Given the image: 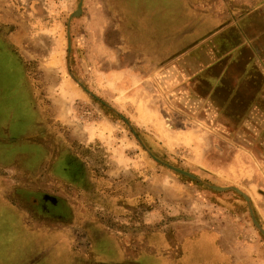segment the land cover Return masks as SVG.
<instances>
[{"label":"rangeland","instance_id":"obj_1","mask_svg":"<svg viewBox=\"0 0 264 264\" xmlns=\"http://www.w3.org/2000/svg\"><path fill=\"white\" fill-rule=\"evenodd\" d=\"M115 13L106 0H0V122L13 130L5 137L0 135V144L7 143L0 150V244L23 247L33 236L26 230L33 222H37L36 227H62L57 219L48 218L51 213H60L49 207L55 200L38 205V210L33 204L29 206L33 201L28 190L76 202L78 213L85 204L92 205L84 187L92 185L101 193L102 204L121 215V220H112V214L101 215L111 226L110 231L122 232L120 237L132 227H140V232L177 230L174 233L181 237L212 225L219 230L221 246L234 259L233 264H264V236L250 217H238L212 205L158 166L137 141L134 129L153 135L168 149L167 155L179 159L184 167L199 173L208 171L216 176V184L242 187L264 224L263 143L255 137L253 140L250 133L226 131L218 117L203 115L202 103L185 97L189 69L180 63L185 51L171 56L164 50L145 47L142 36L127 29L121 13ZM60 57L63 69L53 63ZM13 61L18 67V63L22 65L20 69L27 76L31 74L34 82L29 84L20 77ZM118 73L123 79L114 87ZM136 78L142 82L134 88ZM67 79L78 87L77 93L61 91ZM121 88L129 91L119 100L117 90ZM30 95L43 114L38 119L43 131L54 124L62 141H73L69 146L47 140L34 128L38 114L28 111ZM146 109L157 116L148 121ZM158 120L170 125L169 137L159 132ZM187 130H194L198 140L192 144L181 141ZM19 134L28 140L23 142L26 150L15 148L19 152L11 154L7 148L15 146L13 139ZM250 140L255 144L259 141V147L250 146ZM32 144L48 151L36 170L45 172L47 179L38 178L36 171L30 170L25 155ZM48 160H60L68 169L72 163L79 165V174L69 170V174L49 176L53 167ZM17 195H21L19 199ZM126 199L130 200L131 213L122 212ZM10 211L16 216L22 213L30 227L17 221L23 228L15 229ZM98 211L103 212L100 208ZM103 229L107 232L104 225ZM77 236L81 249H85L89 235L77 230ZM104 236L98 240L102 252L98 253L99 244L91 250L98 253L97 264H141L144 259L171 264L162 253L143 254L128 261L123 255V261H118L123 250L110 233ZM48 240L43 241V249L39 246L47 254L45 264H77L71 253H66L68 247H59L58 240L53 244ZM200 247L191 257L172 259V264L227 263L229 256L219 257L213 255L214 248ZM59 250L61 255L52 253ZM86 252L81 254L83 258ZM59 256L63 262L57 260ZM92 261L86 264H94Z\"/></svg>","mask_w":264,"mask_h":264},{"label":"trees","instance_id":"obj_2","mask_svg":"<svg viewBox=\"0 0 264 264\" xmlns=\"http://www.w3.org/2000/svg\"><path fill=\"white\" fill-rule=\"evenodd\" d=\"M106 1L109 6L112 7L114 12L121 13L124 25L127 29L137 31L142 36V42L146 44L145 47L152 46L156 50H164L169 53L168 55L171 56L180 54L186 49L193 47L222 26V24L216 25L215 21H213L206 13L190 9L188 0ZM205 16L207 17L205 18ZM18 65L19 67L17 65L16 66L19 68V70L16 69V72L19 73V76L25 77L29 84L34 82V80L31 79V74L28 76L25 75L20 69L22 65L19 63ZM29 97L32 101L29 103L28 111L38 114V117L34 118V120L37 122L34 125L41 126L42 122L39 123L40 120L38 119H42L43 114L41 111H39V108L36 107V100H33L34 98L31 95ZM1 124L2 123L0 122V135L5 137L4 134H9V131L13 132V130L10 129L8 125H6L8 127L7 128L5 126H1ZM134 133L139 144L145 149V151H147V154L155 160L158 166H163L170 175L180 182L186 184L197 195L203 197L212 205L228 210L238 217L244 218L245 216H249L251 223L264 236L263 221L258 216L257 209L248 196V193L242 187L232 183H229L228 185L216 184L214 182V178H216L215 175L204 169L201 170L202 173L196 172L191 168L188 169L179 162V159L168 156V149L147 131L136 128L134 129ZM19 135L22 136V134ZM21 136H16L13 139L16 142L15 146H12L11 149L7 148L11 154H13L12 152H19L15 151V148H24L23 150H26L27 144H24L23 142H27L28 140L26 137ZM2 144L4 147L7 146L5 141H3ZM2 144H0V150ZM25 157L28 156L25 155ZM14 193L16 192L14 191ZM27 193L28 197L30 198L31 196L33 201L32 203H29V206L32 207L33 204L38 210V205H41L44 202L49 203L48 200H55V202L49 203V207L57 208V212L59 211L60 213L58 215L54 213L49 215L47 210L46 213L50 216L48 218L57 219L58 221H56V223L62 225V227L57 229L48 225L36 227L35 225L37 222H33L31 224V228L29 229L24 227L26 230H28V235L33 234V236H30L29 239L26 240L23 247H17L15 244L14 246H11L10 243L2 242L0 244V264H45L47 254H45L44 250H41V247L43 249V241L46 239L51 240L52 242L48 240L51 244H53V241L58 240L59 247L61 248L68 247L66 253L69 254L70 252L77 264H86L89 262V260H94V264H97V261H100L96 259V255L102 252L101 242L97 241L96 243V245L99 244V247L97 249L98 253L94 252V257H89V253H86V257L83 258L81 255L83 252L80 251L81 249H79V246V250H77L73 227L81 226L88 234H91L92 238L97 236L104 238V235H107L108 233L105 231L103 232L104 229L101 222L95 221L98 224H81L79 222V211L78 213L72 212L66 208L63 204L64 200L62 197L49 196L50 194L39 191L35 192L38 194H35L33 191L29 190ZM17 196L19 199V196L21 195ZM125 201L126 202L122 201L124 205L130 204V200L126 199ZM24 203L26 204L25 207L29 208L25 200ZM10 213L12 214L11 219L14 220L13 224L15 229L16 227L18 230L23 228L22 225H18L17 221L22 222L24 226L30 227L27 224L26 219L21 217L22 213H18L17 216L11 211ZM82 218H84V216ZM86 219L94 220L95 218L87 214ZM171 234L173 235L172 237L170 235H165L164 233H153L146 236L145 244L141 247V250L137 255H135V257L142 256L143 254L162 253L163 255L168 256V261L172 264V259H178L183 255H186L187 257L195 255L194 252L196 251L197 247L201 246L200 248H202L203 245L207 248L208 246L214 248L213 255L222 257L221 254H225L226 256H229L227 263L224 264L233 263V258L227 254V252L223 250L221 246V234L219 230L215 229V227L212 225L192 233H185L181 237H179L174 232H171ZM117 244L122 250H124V248L118 242ZM71 245H73L72 250ZM52 253L54 255H61V250L58 252L53 251ZM175 255L179 257L174 258ZM126 258H124L125 261L133 259V257ZM57 260L62 262L64 261L60 256L57 258ZM117 260L123 261L121 254ZM141 264H153V262H151L149 259H144L142 260Z\"/></svg>","mask_w":264,"mask_h":264},{"label":"crops","instance_id":"obj_3","mask_svg":"<svg viewBox=\"0 0 264 264\" xmlns=\"http://www.w3.org/2000/svg\"><path fill=\"white\" fill-rule=\"evenodd\" d=\"M188 3L190 9L206 13L216 25L222 26L197 46L185 50L180 61L189 69L185 97L200 101L202 114L218 117L226 131L250 133L253 140L260 139L264 145V0H188ZM253 140L248 141L250 146H254ZM255 145L259 147V141ZM122 207V212L133 211L130 204ZM111 218L121 220V215ZM99 220L124 248L121 258L123 255L134 258L148 235L164 233L172 237L165 230L140 232V227L128 228L131 232L128 230L120 237L118 234L122 232L110 231L107 221ZM80 227H73L75 243L81 249L77 230L89 235L88 246L80 251L89 249L92 257L91 250L101 238H92Z\"/></svg>","mask_w":264,"mask_h":264},{"label":"flooded vegetation","instance_id":"obj_4","mask_svg":"<svg viewBox=\"0 0 264 264\" xmlns=\"http://www.w3.org/2000/svg\"><path fill=\"white\" fill-rule=\"evenodd\" d=\"M38 129V132L40 135L42 136H46L47 140H52V141H58L61 142V144L63 146H69L67 144H71V142H73L72 140H65L62 141V139L60 138V134L58 133L56 126L54 124H50L47 128L44 129L43 131V127L41 126H34V128ZM60 127H58L59 129ZM63 130H65L64 128H62ZM33 131V130H32ZM38 132L36 131V133L38 134ZM63 134L65 135V131H62ZM36 142H34L33 144H35ZM29 145V153L27 152V158H28V162L31 163V172L32 171H36L37 170V165L38 164H42L43 161H45L46 159V153L48 151L45 150L44 146H35V145ZM62 145L60 146V148L62 147ZM63 151V150H62ZM51 159V158H50ZM54 160V159H53ZM47 162H50L49 160ZM50 166L53 167L52 171H48V175L49 176H59L58 174H60L59 172H63V173H68L69 174V170L71 171H75L79 174V165L77 166L76 164L72 163L71 164V168L68 169L65 165H63V163L59 160L56 163L50 162ZM63 165V166H61ZM36 167V169H34ZM48 168V167H47ZM57 168V170H56ZM55 169V170H54ZM58 169L60 171H58ZM57 171V172H56ZM36 175L38 176V178L40 176H43L45 179L49 178L45 172H39L36 171ZM122 179H118V181L120 182ZM123 181V180H122ZM81 185V183H80ZM80 185L76 184V186L80 187ZM87 188L86 190V195L89 199V202H93L91 206H86L87 204L84 205L83 209H78L80 212V217H79V222L82 224H98L95 221H99L100 222V218L101 215L104 214H112V215H118L116 213H118L116 210H112L111 208H109L108 206H105L102 204V199L100 198L99 194H101L99 191L96 190L95 186H84ZM42 191H44V189H40ZM34 193L36 191H33ZM38 194V193H35ZM77 196V195H76ZM63 198V197H62ZM63 204L66 208H68L69 210H71L72 212H76L75 207H77L76 202H72L71 200H66L63 198ZM79 202V200L77 201ZM139 205V204H138ZM78 206H83V205H78ZM102 209L103 212L101 213V211H98V209ZM140 208V206H139ZM87 214H89L90 216H93L95 219L94 220H87L86 216ZM84 216V218H82ZM100 216V218H99ZM119 216V215H118Z\"/></svg>","mask_w":264,"mask_h":264},{"label":"bare ground","instance_id":"obj_5","mask_svg":"<svg viewBox=\"0 0 264 264\" xmlns=\"http://www.w3.org/2000/svg\"><path fill=\"white\" fill-rule=\"evenodd\" d=\"M53 63L58 68H62L63 69V60H62L61 57L57 58L56 60H54ZM122 79H123L122 74L118 73L117 76H115V80L113 82V86L115 87V83L116 82H118V83L122 82ZM141 82H142L141 79L136 78L134 80L133 87L134 88L138 87ZM61 88H62L61 91L64 94H73V93H77V91H78V87L75 86L68 79L64 80V85H62ZM117 91H118V94H119L118 98H119V100H121L122 98H124L126 96V94L129 91V89L121 88V89H118ZM145 114L147 116V120L148 121H151L153 119V117L157 116L156 113H153V112L149 111L148 109H146ZM169 126L170 125L168 124V122H164L163 120H158V128H159L158 130L163 136L169 137V132H168V127ZM159 138L162 140L161 137H159ZM180 140L186 142L187 144H192L195 140H198V135L196 134V132H194V130H187L181 135ZM164 143L167 145L166 142H164ZM249 190H250V188H249ZM250 192L252 194L251 190H250Z\"/></svg>","mask_w":264,"mask_h":264}]
</instances>
